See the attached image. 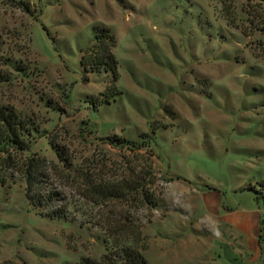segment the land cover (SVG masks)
Wrapping results in <instances>:
<instances>
[{"label": "rangeland", "instance_id": "374dc122", "mask_svg": "<svg viewBox=\"0 0 264 264\" xmlns=\"http://www.w3.org/2000/svg\"><path fill=\"white\" fill-rule=\"evenodd\" d=\"M102 27L115 74L80 65ZM0 106L30 129L0 158V264H264L263 2L0 0Z\"/></svg>", "mask_w": 264, "mask_h": 264}, {"label": "trees", "instance_id": "16d2710c", "mask_svg": "<svg viewBox=\"0 0 264 264\" xmlns=\"http://www.w3.org/2000/svg\"><path fill=\"white\" fill-rule=\"evenodd\" d=\"M264 3V0H258ZM48 35V32H46ZM113 36L107 27H102L96 34V44L90 48L89 52L80 57V65L96 72L100 70H109L112 74L116 71V60L111 48L113 47ZM108 40L110 42H108ZM114 79V78H113ZM115 81V80H114ZM109 92V91H108ZM115 92L106 94L99 101L100 103H109ZM27 121L9 107L0 106V158L9 165L11 154H22L28 150V139L30 129ZM4 155V156H2ZM16 163L25 179V196L29 203L34 207H41L43 204L52 200V195L43 193L42 183L47 178L46 163L43 158L34 156H20ZM16 161H11L15 165ZM19 164V165H18ZM101 191V188H96ZM115 192H108L109 197L115 196ZM48 217L61 219L65 218V211L57 209L46 214ZM69 264H147L144 257L137 251L130 248H121L119 251H109L101 255L98 260L82 258L77 263Z\"/></svg>", "mask_w": 264, "mask_h": 264}]
</instances>
